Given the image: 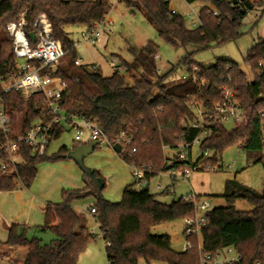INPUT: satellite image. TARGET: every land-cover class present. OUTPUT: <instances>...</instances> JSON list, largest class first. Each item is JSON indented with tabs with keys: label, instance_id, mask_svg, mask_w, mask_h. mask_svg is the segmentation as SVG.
<instances>
[{
	"label": "trees",
	"instance_id": "trees-1",
	"mask_svg": "<svg viewBox=\"0 0 264 264\" xmlns=\"http://www.w3.org/2000/svg\"><path fill=\"white\" fill-rule=\"evenodd\" d=\"M188 1L201 4L199 15L202 24L199 27H189L181 13L172 15L170 0H124L127 6L140 11L154 26L160 39L174 49L188 46L206 49L242 36V22L247 11L242 13L241 8H245V1L239 2L240 8L234 5L233 0ZM250 4V9L264 6V0ZM111 10L112 0H0V33H5V37L0 39V93L3 91L2 78L17 67L12 38L7 32L8 23L17 22L26 14L29 24L27 34L30 36L37 17L45 14L53 25V36L62 44L68 60L65 65L46 67L41 71L49 73L55 83L66 84L59 99L61 111L96 122L111 142H115L123 131L132 134L133 145L119 153L125 162L151 164L155 171H165L163 146L177 150L179 144L192 143L200 133V130L184 124V121L195 118L190 104L196 100L211 108L221 99L220 88L229 86L243 110V119L235 123L231 130L225 125H211L200 144L202 154L195 162L217 167L223 152L239 144L241 150L253 158V163H261L264 168V72L259 74L264 71V39L253 44L246 54L251 79L233 60L219 59L215 65H200L201 76L208 80L204 87L195 85L191 78L183 79L182 83L171 81L174 67L160 75L156 64L159 45L148 41L141 49L130 48L134 54L133 61L119 56V65L133 79L130 86L121 72L114 71L106 77L92 64L76 65L75 42L67 33L69 26L91 27L106 18ZM30 40L33 43L31 37ZM182 63L186 71L191 72L196 64L193 53L183 57ZM2 94L12 123L15 122V114L21 113L23 131L36 120L50 119L42 92L27 98L15 89ZM67 125L68 122L54 128L52 141L62 135ZM1 139L3 135L0 133ZM133 148H136L135 152ZM206 150L212 156L205 157ZM69 152L66 146H62L57 153L50 155L48 151L37 155L23 145L21 161L14 170L1 172L0 191L29 188L38 175L40 164L61 160ZM175 156L177 158V153L172 157ZM191 156L189 152L188 162H191ZM0 162L9 163L8 155L3 151L0 152ZM92 172L100 185L97 191L91 185L80 190H65L60 203H46L44 224L37 228L55 236L50 243H43L37 237L29 238L27 226L16 223L8 226L7 239L2 244L10 249H25L20 264H77L80 254L86 250L94 235L86 224V216L78 212L72 202L92 194L96 196V203L92 206L97 211L96 220L100 228L106 230L104 239L110 242L109 246H105L108 264H139L140 260L148 264L153 261L200 264L197 236L189 238L191 248L176 251L172 248L169 235L152 233L156 225L193 216L192 204L182 197L170 203L159 200L158 195L149 190L154 175H147L141 187L137 181L126 186L122 199L113 202L102 197L104 180L97 171ZM226 190L223 197L228 205L215 207L208 213L210 220L201 237L204 252L214 255L225 247L233 246L242 256L240 264H264V189L257 192L231 179L226 182ZM237 200H245L253 208L238 210L234 206Z\"/></svg>",
	"mask_w": 264,
	"mask_h": 264
},
{
	"label": "rangeland",
	"instance_id": "rangeland-1",
	"mask_svg": "<svg viewBox=\"0 0 264 264\" xmlns=\"http://www.w3.org/2000/svg\"><path fill=\"white\" fill-rule=\"evenodd\" d=\"M112 4L113 8L109 17L114 21V34L102 35L95 45H89L83 42L81 32L84 27L69 26L67 28L69 38L79 46L78 50H76L77 55L82 57L83 60L93 61L98 59V61H101L103 64H110L112 61L119 64L120 56L131 62L134 60V54L130 50L131 47L141 49L148 41H154L159 45V58L156 59L159 74L163 75L171 67H174L175 70L170 76V80L175 83L184 82L182 77L187 71L182 63V59L188 53H193L194 62L203 66L215 65L219 59L233 60L250 79L252 78L250 68L246 63L245 58L247 51L253 44L259 41L255 26L257 20L253 22L259 5L255 6L257 8L254 7L253 9L247 10V14L242 22V36L239 39L221 45H213L206 49H197L192 46L174 49L160 39L154 26L146 20L145 16L140 11L127 6L125 2L118 3L117 0H112ZM200 5L199 2L189 4L183 0H173L171 3V6L176 8L178 12L184 16L188 26H190L192 22V18L189 17L191 9H196L198 11ZM3 37H5L4 32L0 33V39ZM69 58L71 57L69 56ZM66 60L67 56L59 65H65L68 61ZM121 74L126 77L128 85H133V79L131 77H129L124 71H122ZM137 75L138 74H136V76ZM21 117V113L15 114L14 123L16 125H21ZM225 127L228 130H231L234 127V123H226ZM207 134L208 133L204 135ZM74 136L75 130L67 125L66 130L62 135L58 139L52 141L49 154L57 153L62 146H66L71 151L79 144L75 142ZM175 152V149L172 148L167 149L165 152L163 151L164 159L172 156ZM201 154L202 150L200 145L194 144L191 161H196ZM83 162L85 167L97 171L101 178H103L105 186L101 191V195L107 200L113 202L120 201L122 199L124 187L135 181L132 175L131 166L110 146L105 145L97 147L92 153L84 156ZM45 164H59V171L57 174H53V169L49 171V175H52L51 180H54L55 183L57 180L59 184L63 182L60 180V176H62L63 173L66 174L65 183H70L72 181L74 183L72 185L67 184L68 186L61 188L62 190L59 192L58 197L59 201L55 203H60L63 200V191L65 190H80L90 186V184L85 182L86 174L84 170L76 163V161L68 158V156L55 162H44L40 165L43 166ZM68 164H71V168L68 167ZM67 175H70V177ZM231 179H236L239 183L247 185L257 192H263L264 168L261 163H253V158H249L247 153L241 150L239 144L232 145L223 152L215 170L193 171L189 180L180 179L175 182V185H172L171 173L166 172L154 176L150 180L149 190L151 193L157 194L159 200L166 203H170L189 192H195L200 196L202 201L207 200L210 203V207L213 209L215 207H224L228 205L223 195L227 191L226 182ZM159 184L163 187L172 185L171 187H173L175 194L173 195L167 192L163 193L158 191L157 185ZM138 186L141 187L143 185ZM93 188L95 191L99 189L97 186ZM95 203L96 196L93 194L76 198L72 202L73 207L77 211L83 212L84 215L86 214V217L88 218L87 226L89 229L96 228L97 230L94 239L79 257L78 264H108L105 254V242L101 234L98 232L97 220L87 211V209L92 205H95ZM234 206L241 211H248L253 208L252 205L245 200H237ZM152 233L155 235H169L172 239V248L176 251L184 250L185 235L183 219L156 225L152 228ZM28 237H39L42 239L43 243H50L52 239L55 238V236L49 231H30ZM1 250L8 251L3 256V259L1 257ZM24 250L25 249L22 247H17L14 250L8 249L0 243V264H5L7 260L21 263V256L24 255ZM4 259L5 263L3 262ZM139 264L148 263L144 260H140ZM150 264L168 263L163 261H153Z\"/></svg>",
	"mask_w": 264,
	"mask_h": 264
},
{
	"label": "built area",
	"instance_id": "built-area-1",
	"mask_svg": "<svg viewBox=\"0 0 264 264\" xmlns=\"http://www.w3.org/2000/svg\"><path fill=\"white\" fill-rule=\"evenodd\" d=\"M124 2V0H117ZM173 0H170V13L172 15L179 13L178 10L171 6ZM186 3L188 0H183ZM113 8V4H112ZM214 15L217 12L214 11ZM189 17L192 22L189 27H199L202 22L199 15V10L191 9ZM28 21L26 14H23L17 22H10L7 25V32L12 38L13 52L17 59L16 69L3 79V91L0 93V133L3 139L0 140V152L8 155L9 163L0 162L1 172L14 170L17 163L21 159V147L26 145L34 154L43 155L49 151L52 143V133L57 125L68 122V125L75 130L74 140L76 143L88 145L92 141H96V148L100 146H110L114 149L116 143L120 144L121 151L128 149L134 143V136L130 133L121 132L115 142H111L104 130L94 121L85 118H79L72 115L64 114L59 107V99L61 93L66 88L64 82L55 83L49 73L43 74L41 71L46 67L56 68L65 58V51L60 41L54 38V30L51 21L45 14H41L34 22L33 31L35 40L33 43L30 36L27 34ZM104 34H114V21L109 15L103 20L93 24L91 27H84L81 32V38L84 43L95 45L99 38ZM74 47L77 45L74 43ZM159 58V54L156 55ZM38 64V65H37ZM76 65H81L82 60L77 58ZM113 70L122 72L124 69L114 61L110 63ZM261 67L262 63L259 64ZM94 69H98V65H92ZM202 68L199 64L192 66L191 72H186L182 79L191 78L195 85L204 87L208 84V80L201 76ZM159 72V70H158ZM263 70L259 74H263ZM20 90L25 98L38 92H42L45 96L48 105L50 119L47 121L36 120L31 126L23 131L21 125L12 123V119L5 108L3 94L11 90ZM221 99L215 103L213 107L208 108L203 102L194 101L190 104V109L195 114V118L184 121L186 127L200 130L199 135L190 144H179L177 150V158L170 156L166 157L165 163L167 169L155 171L153 165L146 164H129L132 168V175L135 181L145 184L147 175L158 176L166 172L171 173L172 185L178 180H189L193 171L210 170L213 171L217 167L210 164L196 163L195 161L188 162V153H192L194 144H201L202 140L207 136L211 125H225L226 123H238L243 119V110L236 100L235 92L229 86L220 88ZM262 135L264 137V121L262 124ZM170 149L169 146H163V151ZM133 152L136 148H133ZM205 157L212 156L209 150L204 151ZM180 162H183L180 165ZM172 185L163 187L157 185V190L175 194ZM184 201L192 204L194 215L184 219V235L185 247L184 250L192 247L190 237H198L200 264H240L242 256L239 251L228 246L218 251L214 255L204 252L202 245V230L209 223L208 213L212 210L210 203L207 200L200 198L195 192H189L181 196ZM88 213L94 216L97 213L95 207L87 209ZM98 223V222H97ZM98 232L101 234L105 246H109L110 242L105 240L106 230L101 229L98 223ZM91 233L97 234L96 228L90 229ZM5 264H20L13 260H7ZM260 264V263H255Z\"/></svg>",
	"mask_w": 264,
	"mask_h": 264
},
{
	"label": "crops",
	"instance_id": "crops-1",
	"mask_svg": "<svg viewBox=\"0 0 264 264\" xmlns=\"http://www.w3.org/2000/svg\"><path fill=\"white\" fill-rule=\"evenodd\" d=\"M248 1L254 3L257 0H248ZM258 8L257 10L259 12L258 11L256 12L253 22L257 20L255 25L257 29V36L259 40H262L264 39V6H259ZM78 47L79 46L76 47V50H78ZM77 58L82 60V64L98 65V70L103 76L106 77L111 76L114 72L110 64H103L101 61H98V59L93 61L91 60L86 61L85 59L83 60V58L78 55ZM68 167L71 168V164H68ZM52 169H53V174L54 175L57 174V172L59 171V164H45L43 166L40 165L36 180L29 188L20 187L12 191H4V192L0 191V243H4L6 241L7 231H8L7 228L13 223L27 226L29 228L27 233H29L30 231H41L37 227H40L44 224L46 203L58 202L59 192H61L62 190L61 188H64V186H68L67 184L70 185L74 184L73 181L70 183H65L66 174L64 173L62 174V176H60V180H62L63 182L59 184L57 180L55 183L54 180H51L52 175H49V171ZM0 176H1V170H0ZM67 176L70 177V175ZM86 177H85V182L87 184H90L93 187L95 186L100 187L97 180L90 181ZM133 183L134 182H131L126 186ZM126 186L124 187V189L126 188ZM80 213L84 214L83 212ZM86 224L88 225L87 217H86ZM11 249L14 250L15 248H11ZM7 252H8L7 250L2 251L1 253L2 259ZM25 253L26 251L24 250V255ZM24 255L21 256L22 260ZM81 255L82 253L80 254V256ZM3 262L5 263V259L3 260Z\"/></svg>",
	"mask_w": 264,
	"mask_h": 264
},
{
	"label": "water",
	"instance_id": "water-1",
	"mask_svg": "<svg viewBox=\"0 0 264 264\" xmlns=\"http://www.w3.org/2000/svg\"><path fill=\"white\" fill-rule=\"evenodd\" d=\"M243 1H245V8H241V12L242 13H246V11L251 8V4H250L249 1H246V0H233V3L238 8H240L241 6L239 5V2H243ZM30 37L32 38L33 41L35 40V34L30 33ZM95 149H96V141H92L88 145H83V144L77 145L67 155L68 158H71L74 161H76V163L84 170L87 178L90 181H96V179L94 177V174H93L92 170L87 168V167H85L84 162H83V158H84V156H87L90 153H92ZM114 150H115V152H117L119 154L120 151H121L120 144L116 143L114 145Z\"/></svg>",
	"mask_w": 264,
	"mask_h": 264
}]
</instances>
